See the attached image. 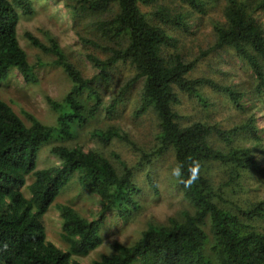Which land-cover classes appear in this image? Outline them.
<instances>
[{
    "label": "trees",
    "instance_id": "trees-1",
    "mask_svg": "<svg viewBox=\"0 0 264 264\" xmlns=\"http://www.w3.org/2000/svg\"><path fill=\"white\" fill-rule=\"evenodd\" d=\"M155 1H67V7L79 13L110 12L108 19L98 20L92 27L111 45L81 39L83 45L105 55L104 59L86 56L95 71L92 78L83 76L52 37L44 44L25 34L33 47L62 70L71 88L61 101L47 100L56 114L54 126L43 125L29 114L25 115L29 123L26 125L0 99V264H78L72 256L86 255L101 244L100 228L106 213L116 210L127 219L138 208V189L132 183L131 169L122 166L119 172L110 159L97 152L54 146L50 151L60 165L38 169V152L43 145L54 137L67 138L101 110L114 111L135 85H139L136 116L151 112L158 122L154 144L141 160L173 151L177 166H183L177 182L188 209L163 225H148L134 245L116 244L113 254L103 255L93 264H264V234L243 223L244 219L264 218V201L249 210L231 205L236 212L221 207L218 203L224 202L222 197L201 172L203 163L218 162L233 165L234 170L263 175L264 167L252 149L232 145L235 136L247 133L256 142L255 148L260 146L256 120L226 131L214 130L201 122L181 126L182 117L173 110V105L179 103L177 91L206 107L199 92L201 86L225 94L235 107L242 109L244 93L239 84L225 86L207 78L188 77L196 63L224 48L232 50L246 65L254 92L264 100V28L256 18L264 13V0H176L203 16L214 5H222V21L212 25L214 44L199 50L191 61L183 59L177 51L179 41L168 34L170 28L188 33L185 14L159 9L153 13L156 22L152 23L140 6ZM33 13L32 0H0V83L15 70L26 83L34 84L36 71L45 66L40 60L29 64L18 40L21 18ZM118 64L129 65L134 74L105 106L98 86L108 85L110 72ZM212 132L226 149L209 144ZM90 136L101 144L113 140L128 142L127 136L112 126L93 130ZM194 163L199 164L197 179L188 185L189 169ZM72 182L81 191L96 196L100 210L98 219L89 221L69 205H56L62 222L61 239L68 246V251L62 252L47 241L42 219Z\"/></svg>",
    "mask_w": 264,
    "mask_h": 264
},
{
    "label": "rangeland",
    "instance_id": "rangeland-1",
    "mask_svg": "<svg viewBox=\"0 0 264 264\" xmlns=\"http://www.w3.org/2000/svg\"><path fill=\"white\" fill-rule=\"evenodd\" d=\"M32 1L34 13L31 17L21 18L18 40L27 54L29 64L34 65L40 60L45 66L36 71L37 81L34 84L26 83L17 71H10L7 78L0 83V99L9 105L26 125L29 123L25 115L29 114L43 125L54 126L56 114L49 108L47 100L61 101L70 90L71 84L62 70L51 64L49 56L29 43L25 34H31L44 44L48 37H52L83 76L92 78L95 71L86 56L93 55L104 59L105 55L98 49L83 45L81 39L94 40L100 45H111L96 35L92 27L94 22L108 19L110 12L79 13L67 7L68 0ZM221 6L220 3L214 5L205 16L192 12L176 0H156L150 5H141L140 10L152 23L156 22L153 13L159 9H165L171 14H185L188 33L183 34L170 28L168 34L179 41L177 51L183 59L191 61L196 58L199 50L214 44L212 25L215 21H222ZM256 18L264 28V13H259ZM172 53L173 49L168 52L169 55ZM246 68L232 50L224 48L212 52L207 58L196 63L188 76L192 80L207 78L225 86L239 84L244 93L240 102L242 109L235 107L225 94L201 86L199 92L207 102L206 107L177 91L179 103L173 105V110L182 117L179 121L181 126L201 122L214 130L226 131L249 120H256L260 146L255 148L256 142L247 133L235 136L232 145L252 149L258 163L264 167V152L259 154L260 149H264V100L254 92L253 78ZM110 73L111 80L108 85L98 86L105 106L114 99L124 83L130 80L134 71L129 65L118 64ZM138 90L139 85H135L127 91L114 111L101 110L67 138L54 137L38 152V169L59 166V159L51 154L50 149L63 145L68 148H82L85 152H97L110 159L119 172L122 166L132 171V183L138 189V208L131 212L127 219L120 217L116 210L106 213L100 228L101 244L86 255L72 256L71 259L78 264H93L101 256L113 254L116 244L132 246L141 238L148 225H163L168 219L179 216L182 211L188 209L179 193L177 177L171 174L172 169L177 166L173 151H167L162 156L147 161L141 160L142 155L148 153L154 144L158 122L151 112L136 116ZM109 126L124 133L128 142L113 140L108 144H101L90 136L93 130L106 129ZM208 141L212 147L226 149L215 132L209 135ZM201 172L222 197L224 202H217L221 207L236 212L231 205L249 210L264 201V174L234 170L233 165L218 162L203 163ZM56 205H69L91 221L98 219L100 204L96 196L81 191L77 184L72 182L44 215L42 224L47 241L62 252H67L68 246L61 239L62 222ZM243 223L264 234V218H255L252 221L244 219Z\"/></svg>",
    "mask_w": 264,
    "mask_h": 264
},
{
    "label": "clouds",
    "instance_id": "clouds-1",
    "mask_svg": "<svg viewBox=\"0 0 264 264\" xmlns=\"http://www.w3.org/2000/svg\"><path fill=\"white\" fill-rule=\"evenodd\" d=\"M182 167H183L182 165L176 166L175 168L172 169L171 174L177 178H181L182 177ZM198 170H199V164L194 163V165L189 169L191 176L186 181L188 185L196 181Z\"/></svg>",
    "mask_w": 264,
    "mask_h": 264
}]
</instances>
